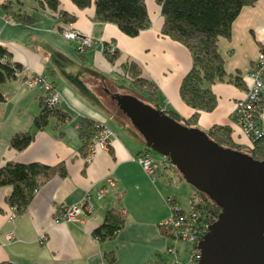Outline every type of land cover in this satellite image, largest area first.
I'll use <instances>...</instances> for the list:
<instances>
[{
  "label": "crops",
  "instance_id": "crops-1",
  "mask_svg": "<svg viewBox=\"0 0 264 264\" xmlns=\"http://www.w3.org/2000/svg\"><path fill=\"white\" fill-rule=\"evenodd\" d=\"M20 1L14 9L29 16V23L12 20L2 8L5 0H0V46L11 63L25 69L0 83V168L13 161L51 169L37 176L39 187L13 221L8 219L7 202L12 187L0 188V264H167L174 259L188 263L190 256L188 262L183 259L187 247L160 227L171 212L169 198L181 208L177 189L170 183L171 167H161L153 181L133 161L146 150L145 141L111 98L134 94L151 106L177 114L182 123L194 114L179 95L180 82L192 66L191 54L180 42L161 34L160 0H145L150 26L134 37L114 24L98 21L93 5L79 9L71 0H57L54 13L40 0ZM61 10L75 16L74 28L89 34L96 46L79 53L59 34L56 15ZM231 26L230 38H219L217 48L227 74L241 78L250 71L258 45L264 42V0L243 7ZM108 42L116 47L112 60L100 52ZM130 66L153 87L152 95L121 75ZM42 73L56 83L60 109L68 118L58 125L51 118L43 129H36L33 119L40 113L44 90L26 87L23 78ZM211 90L217 106L209 113L199 112L190 126L205 132L213 126H227L232 141L249 150L251 142L232 118L234 102L245 93L243 84L240 88L231 81H219ZM80 119L101 123L115 133L110 147L98 151L89 162L85 158L90 143L78 132ZM22 131L33 134V139L23 151H16L8 142ZM106 177L113 180V188L99 199L96 192ZM86 196L91 210L81 224L53 222L61 207L80 203ZM114 210L121 211L125 223L101 241L94 230ZM7 233L13 235L11 242L5 240ZM171 248L175 253L170 255ZM109 254L112 261L107 260Z\"/></svg>",
  "mask_w": 264,
  "mask_h": 264
},
{
  "label": "trees",
  "instance_id": "trees-1",
  "mask_svg": "<svg viewBox=\"0 0 264 264\" xmlns=\"http://www.w3.org/2000/svg\"><path fill=\"white\" fill-rule=\"evenodd\" d=\"M46 4L51 12L57 11V0H40ZM79 9L90 5L94 6L95 18L101 22L114 24L128 37H134L150 26L148 10L145 0H71ZM258 0H160V16L162 18L161 34L171 40L180 42L191 54L192 66L180 82L179 95L186 105L194 109V114L184 124L188 127L194 124L199 117V112L209 113L217 106V99L211 86L219 81L233 82L238 87L245 85L239 75L227 74L224 70L225 60L217 48L219 38H230L233 21L238 17L240 10L255 4ZM20 0H5L2 5L6 14L14 21L29 23L30 18L19 13L14 6ZM56 15V14H55ZM58 22L73 23L75 16L61 10L56 15ZM6 58V61L2 60ZM21 66L11 63L7 58V51L0 46V83H5L17 76ZM131 75L134 86L141 90L144 80L133 66L126 68ZM149 85V84H148ZM151 88V85H149ZM152 95V94H151ZM60 102L53 108L46 105L33 119L36 129H43L51 118L58 124L64 123L68 118L67 113L60 109ZM170 117L180 120L177 114L168 112ZM97 124L90 119H80L78 132L85 143L95 134ZM206 136L221 147L242 150L230 137L227 126H213L204 131ZM33 139V134L22 131L14 133L8 144L16 151H23ZM146 150H148L146 148ZM150 151V150H148ZM254 160L264 161V136L252 141L251 148L246 151ZM169 167H173L170 165ZM50 167L38 163L19 164L7 162L0 168V188L11 186L12 193L7 198L10 207H17L19 212L29 203L33 193L40 185L38 175H46ZM180 174V173H179ZM183 179V178H182ZM194 190L199 199L193 202L192 209L200 217L201 226L208 228L217 218L219 207L212 203L207 196ZM176 205L172 198L168 205ZM183 211V210H182ZM125 223L121 211H108L104 216V223L94 230V235L101 241L111 238ZM164 233L172 235L171 230L161 227ZM108 261L113 260V255L107 256Z\"/></svg>",
  "mask_w": 264,
  "mask_h": 264
},
{
  "label": "water",
  "instance_id": "water-1",
  "mask_svg": "<svg viewBox=\"0 0 264 264\" xmlns=\"http://www.w3.org/2000/svg\"><path fill=\"white\" fill-rule=\"evenodd\" d=\"M111 98L146 148L168 157L185 183L219 207L196 245L198 264H264V161L219 146L134 94Z\"/></svg>",
  "mask_w": 264,
  "mask_h": 264
},
{
  "label": "built area",
  "instance_id": "built-area-1",
  "mask_svg": "<svg viewBox=\"0 0 264 264\" xmlns=\"http://www.w3.org/2000/svg\"><path fill=\"white\" fill-rule=\"evenodd\" d=\"M70 31V39L79 38L83 44L91 43L93 38L90 35L82 34L73 27L72 24H62L59 30ZM68 36V35H67ZM261 51L256 57L255 63L253 64L252 70L242 75L241 79L244 82L245 90L244 96L236 101V105L232 112V118L235 124L240 128L242 136H245L251 141L264 136V130L261 126V115L264 109V42L261 43ZM105 45H102L104 48ZM79 49V47H77ZM110 54H116V47L110 48ZM6 61V58L2 59ZM26 86L31 88L37 85L44 84L48 91L52 86L45 74L29 75L26 78ZM46 106L53 108L60 102V95L58 92L48 95L45 98ZM96 128L99 132L95 134L89 141V151L86 156V162H89L98 151L101 149L107 150L111 145V139L115 136L113 131L99 123ZM101 128V129H100ZM103 128V129H102ZM133 161L139 163L145 172L154 181L157 178L158 172L161 167L166 168L171 164L168 157H163L159 162L154 159L152 151L145 150L137 154ZM113 188V180L110 177H106L102 188L96 192V197L101 198L108 190ZM88 196L85 197L80 203L71 204L70 206H63L59 209V212L55 216L53 222L59 223H80L83 222V218L90 212L88 204ZM168 203V200H167ZM170 215L165 221L160 223V227L171 230L174 239L185 241L192 244L190 261L186 264H198L200 258V251L196 245L202 239V236L207 231V228L201 226L200 217L197 212L193 209L189 211H182L178 205H170ZM19 210L17 207H10V215L8 216L9 221H13L18 215ZM13 235L7 233L5 240L11 242ZM175 250L168 249V254H174ZM106 264V263H103ZM167 264H181L177 259L172 260L171 263Z\"/></svg>",
  "mask_w": 264,
  "mask_h": 264
},
{
  "label": "rangeland",
  "instance_id": "rangeland-1",
  "mask_svg": "<svg viewBox=\"0 0 264 264\" xmlns=\"http://www.w3.org/2000/svg\"><path fill=\"white\" fill-rule=\"evenodd\" d=\"M159 6H160V4H159ZM60 23V25H62V24H73V23H71V22H59ZM74 27V26H73ZM59 32V34H61V36L67 41V42H69L70 44H73V45H75V47H76V50L79 52V53H82V52H84L86 49H88V48H92V47H94V46H96V44H97V42H95V40L93 39L92 40V42L91 43H87V44H83L82 42H81V40L79 39V38H73V40H71L70 39V31L68 32V31H66V30H59L58 31ZM68 35V36H67ZM89 35V34H88ZM261 45L262 44H259L258 45V52H257V54H256V56H255V59L252 61V65H251V68H250V71L252 70V67H253V64L255 63V60H256V57L258 56V54L260 53V51H261ZM115 46V44L114 43H112V42H108L105 46H104V48H102V46H101V49H100V52H101V54H103L104 56H106V57H108L109 59H111L112 60V58L113 57H115L116 56V54L115 55H112V54H110V48L111 47H114ZM77 47H79V49L77 48ZM23 70H25L24 68H22L21 69V71L20 72H18L17 73V76L23 71ZM121 75H123L127 80H128V78H129V80L131 81V82H133V80H132V77H131V75H129L127 72H126V68H123V71H122V73H121ZM45 76H46V78L50 81V82H52L50 85L52 86V88H50L51 90L50 91H48L47 90V88L45 87V85L44 84H42V85H37V87H40L42 90H44V94H43V97H42V103H41V108H43V106L44 105H47L46 104V101H45V98H46V96H48V95H51V94H54V92H58L59 93V90L57 89V87H56V83L54 82V81H52L51 80V78L49 77V75H47V74H45ZM23 84L26 86V80L23 78ZM134 84V83H133ZM27 87V86H26ZM29 88V87H28ZM140 90V89H139ZM142 91H144V92H148L149 94H152L153 93V87L151 86V88L149 87V85L147 84V83H144L143 82V84H142V87H141V92ZM59 95H60V93H59ZM141 98V97H140ZM235 103V105H236V101L234 102ZM262 115H261V126H262V128H263V130H264V109L262 110ZM180 119V118H179ZM180 121V120H179ZM189 127H193V126H189ZM196 128V127H195ZM101 129V128H100ZM103 129V128H102ZM110 131H112V130H110ZM99 132V129L98 128H96V130H95V134H97ZM94 134V135H95ZM93 135V136H94ZM90 141V140H89ZM249 141L252 143V141L249 139ZM152 155H153V157H154V159L155 160H157V161H161L162 160V158H163V156H161V155H159L158 153H154V152H152ZM168 173L170 174V176H172V179H171V181H170V183L172 184V186L174 187V188H176L177 189V195H178V199H179V203H180V205H181V208L183 209V210H185V211H188V210H190L191 209V201H194V203H196L197 201H198V199H199V197L196 195V194H194V190L192 189V187H190L187 183H184L182 180H180V178H181V176H180V174H179V172H177V170L174 168V166L173 167H171V169L170 170H168ZM191 197H192V199H191ZM194 197V198H193ZM179 242H181V244L184 246H186L187 247V249L188 250H185V253H183V259L184 260H186L187 262H188V257L189 256H191V252H190V250H189V248H191L192 247V244H189V243H187V242H185V241H181V240H179ZM179 245L180 247H181V249H182V245Z\"/></svg>",
  "mask_w": 264,
  "mask_h": 264
},
{
  "label": "bare ground",
  "instance_id": "bare-ground-1",
  "mask_svg": "<svg viewBox=\"0 0 264 264\" xmlns=\"http://www.w3.org/2000/svg\"><path fill=\"white\" fill-rule=\"evenodd\" d=\"M148 149V148H147ZM149 150V149H148Z\"/></svg>",
  "mask_w": 264,
  "mask_h": 264
}]
</instances>
